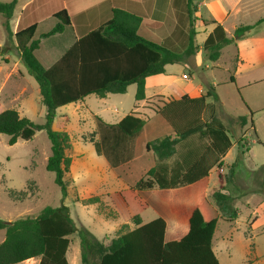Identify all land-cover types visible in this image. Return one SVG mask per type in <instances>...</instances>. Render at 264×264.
Returning <instances> with one entry per match:
<instances>
[{"label": "trees", "instance_id": "1", "mask_svg": "<svg viewBox=\"0 0 264 264\" xmlns=\"http://www.w3.org/2000/svg\"><path fill=\"white\" fill-rule=\"evenodd\" d=\"M15 4L16 0L0 2V15L4 19L1 25L5 32L0 56L10 54L13 49L17 52L28 75L38 86L40 103L45 109L44 122L37 124L13 109L3 110L0 112V134L8 137L9 145H14L18 140H31L39 131L46 133L51 155L45 168L54 174V182L64 199L68 188L64 177L71 163L66 151L71 145L65 132L52 129L57 109L89 95L104 98L109 94H125L131 84L136 86L134 100H145L146 78L163 75L167 65H186V60L199 52L195 43L196 8L193 0H186L189 30L186 48L180 54L157 37L143 17L112 9L105 23L79 37L46 68L35 51L39 49L41 39L60 34L69 26V14L62 0H33L23 9L22 18L13 32L9 21ZM47 17H52L56 23L36 38L38 22ZM210 23L214 27L202 43L201 51L208 61L215 62L223 48L235 45L255 26L264 23V19L254 25L238 26L231 38L226 36L220 23ZM229 80L234 83L232 76ZM213 92L211 88L198 98L184 95L178 100L170 99L154 111L171 127L173 136L146 144V151L153 153L156 164L144 178L135 182L132 189L135 192L151 191L166 203L175 217L170 234L166 235L164 219L159 217L141 224L140 216L135 215L134 228L128 229L127 224H123L117 235L103 244L85 228L75 227L66 206H46L35 217L13 221L0 219V230L5 232L0 243V264H18L33 258H39L38 264H69L66 252L69 237L75 233L80 241L82 264H220L213 252L212 238L219 219L229 223L237 219L235 198L224 190H214L210 198L202 197L190 213L187 211L192 186L207 178L213 168L222 166V159L232 145V137L220 120L201 121L202 109ZM252 115L250 112L249 118L235 117L241 129L247 122L253 127ZM94 119L96 131L88 140L94 143L97 153L105 158L111 169L130 162L134 156L133 139L142 131L145 120L133 111L116 124L105 123L97 116ZM192 137L201 142L200 146L179 152ZM244 141L243 137L238 141L242 148ZM260 170L264 173V165ZM27 196L29 194L18 200L9 197L20 201ZM98 200L97 196L89 197L82 203L93 205Z\"/></svg>", "mask_w": 264, "mask_h": 264}, {"label": "rangeland", "instance_id": "2", "mask_svg": "<svg viewBox=\"0 0 264 264\" xmlns=\"http://www.w3.org/2000/svg\"><path fill=\"white\" fill-rule=\"evenodd\" d=\"M11 1L0 0V2ZM25 1L18 0L11 25ZM203 1L211 0H193V3L200 5ZM218 2L219 6L216 7L219 9L215 11L217 17L221 18L224 10L226 14L229 8L235 9L236 0ZM238 2L240 5L236 10L221 23L228 37H232L238 26L254 25L258 20L264 19V0H238ZM171 3L172 0H169V29L176 18L179 25L176 27L177 39L173 51L180 54L187 45L189 26L184 14L183 0H175L173 8L170 6ZM204 12V7H201L198 16H204ZM198 18L194 24L196 31H199L195 43L201 46L210 27L200 26ZM3 20L0 15V48L5 42V32L1 25ZM204 29L208 31L205 32ZM40 34L41 32L37 31L36 38ZM162 34L159 33V36ZM252 35L264 36V23L255 26L252 34L246 36L244 42L223 48L219 59L215 62L208 61L199 49L196 55L186 60V65L169 66L167 73L172 74V78L171 82L169 78L167 82L170 85L166 83L157 87L149 85L145 95L150 99L141 104L137 105L134 100L135 85L133 84L122 95H110L106 98L90 95L83 102L60 108L56 113L52 129L65 132L69 136L71 145L66 151L71 163L69 172L64 177L68 184L64 199L61 189L54 182V174L46 171L45 168L47 159L51 155L46 133L39 131L31 140H18L14 145H9L8 137L0 134V219L13 221L23 217H35L46 206L64 205L68 208L75 227L85 228L103 244H107L115 237L123 224H127L128 229L134 228L135 215H139L144 224L159 217L164 219L166 235L170 234L175 225V217L166 203L157 199L150 191L137 193L132 187L138 179L145 177L149 168L156 164L153 153L146 151V144L172 134L171 127L155 112L161 109L170 97L176 96V90L184 89L191 84L201 86L204 94L213 88V96L202 109L201 121L217 118L232 137V149L225 157L226 163L234 165L232 172L227 169L220 172V167H216V171H213L209 177V184L205 190L208 194L212 189L226 188L242 196L237 203L238 220L232 224L223 219L217 222L212 238L215 256L220 264H264V228L252 231V226H248L256 216V222L262 220L260 211L257 212L253 208L260 199L264 198V173L260 170L261 165H264V146L253 141L264 144V111H258L253 116L254 132L250 126H248L249 131L243 132L235 119L243 116L247 111L246 100L264 97V63L249 64L239 61L241 55L245 58L249 55ZM55 37L43 40L45 43L43 54L48 52V47H57L65 39V37L57 39ZM43 54L38 55L41 60ZM4 57L5 55L0 56V112L13 109L21 117L42 124L43 106L39 102L36 82L28 75L23 63L18 60L14 49L8 59ZM182 74L187 78H182ZM231 76L234 85L230 83ZM131 111L138 113L145 120L142 131L133 139L134 160L125 166L111 169L105 158L97 153L94 143L83 140H88L96 131L95 116L106 123L114 124L120 116ZM242 137L248 138V142L247 140L243 142V149L238 142ZM200 144L196 137H192L178 151L183 153L187 149L199 147ZM205 185L198 184L192 188L191 199L187 204L189 213L202 197L205 198L203 192ZM26 194L32 197L22 202L11 200H18ZM95 196L99 199L96 204L82 203V200ZM244 203H247L246 207L243 206ZM4 237V230H0V243ZM69 240L70 245L66 252L68 263L82 264L77 233L71 235ZM38 262V258H33L18 264H38Z\"/></svg>", "mask_w": 264, "mask_h": 264}, {"label": "crops", "instance_id": "3", "mask_svg": "<svg viewBox=\"0 0 264 264\" xmlns=\"http://www.w3.org/2000/svg\"><path fill=\"white\" fill-rule=\"evenodd\" d=\"M32 1L33 0H26L21 5L19 13L15 17L14 23L11 25V19L13 18V14H12V17H11V19L9 21V24H10V28H11V30L13 32L16 31L17 25H18L19 21L22 18L23 9L27 5H29ZM174 1L175 0H172V3L170 5L172 8L174 6ZM218 1L219 0H211V1H203V2L200 3V5L199 4L198 5L194 4V6L196 8V12H195L196 16H194L195 20H196V18L199 17L198 18L199 19L198 22H199L200 26H202L203 28L210 27V28H208L209 32L207 33V35L211 32V30L214 27L213 24L210 23L211 21H216L217 23L221 24L226 19V17L232 11L236 10V7L240 5V2H238V0H236V2L234 3L235 9L233 10V7L229 8L227 10L226 14H225V10H224L223 14H222V17L220 18V17H217L215 15V11L217 12V10L219 9V7H216V6H219V2ZM17 2H18V0H16L15 6L17 5ZM62 2H63V7L67 10V12L69 14L70 24H69V26H67L64 29V31L62 33L56 34L54 36H56L55 39L61 38V37H65L64 41L62 43H60V45L57 46V47H48V52H46V53L44 52V54H43V51H44L43 47L45 45V43H43V40H46V39H41L40 43H39V49L35 51V55L38 58H39V56H38L39 54H43L42 55V60H41V58H39V59H40L41 63L44 65V67H46V68H48L55 61H57L59 59V57L79 37L86 35L90 31L95 30L96 28L101 26L103 23H105L109 19L112 9H121V10L129 12L131 14L143 17L145 24L150 28V30L157 37H159L161 40H165L167 42V44L173 50L175 49V46H176L175 42H176V39H177V36H176L177 28L176 27H178L179 23H178V20L175 18V20L173 22V26H171V28L169 29V0H62ZM183 3H184V14H185V17L187 19L188 26H189V21H188V18H187V15H186V11H185L186 0H183ZM201 7H204V9H205V12H204L205 15L204 16H198V14L200 13V8ZM14 9H15V7H14ZM13 13H14V11H13ZM172 15H175V14L172 13ZM203 21H206V23H203ZM183 22H184V19H183ZM55 23H56V20L53 19L52 17L44 18V19H42V20H40L38 22L36 30H38L40 32H46L49 29H51L54 26ZM204 31L207 32L208 30L204 29ZM252 31H253V29L251 31H249L248 33H246L243 39H241V40H239L237 42L238 43L244 42L245 37L249 36L250 34H252ZM161 32L163 34L161 36H159V33H161ZM195 32H196V35L199 33V31H196V29H195ZM164 33H166V34H164ZM51 37H53V36H51ZM251 37H252L250 39V43H251L250 46L251 47H250V51H249L250 53H249V55L246 58L241 55L239 61H240V63H249V64L250 63L254 64V63H258V62L264 63V36L260 37V36H257V35H252ZM229 38H231V37H229ZM198 47L201 50V46H198ZM10 54L5 55L4 58L8 59L10 57ZM17 58H18V60H20L18 55H17ZM169 66H171V65L165 66V73L163 75L151 76V77H148V78L145 79V94H146V90L148 89L149 85H152L154 87L161 86L164 83L170 85V83L167 82L168 78H169V82H171V78H172V74H168L167 73V68ZM168 75H169V77H168ZM183 75L184 74H182V78H183ZM131 85H133V84H131ZM131 85H129L127 88H129ZM233 85H234V83H233ZM135 89H136V86H135ZM110 95H113V94H109L106 97H108ZM114 95H122V94H114ZM156 95H163V94H156ZM156 95H154V96H156ZM184 95L188 96L191 99L198 98L201 95H204L203 88L201 86H193V85L190 84L188 87H186L184 89L176 90V96L175 97H170V99L178 100ZM106 97H104V98H106ZM148 99H150V98H148ZM148 99L146 98V95H145V100H148ZM209 99L210 98H208L206 100L207 103H209ZM83 100L78 101V102L73 103V104H77L79 102H83ZM145 100L138 101V102L135 101V102L138 105V104H141V102H144ZM262 101H264V97H261V98L257 97L256 99L249 98V100H246V104H247L248 109H247V111L245 112V114L243 116L249 118V113L252 112L253 113L252 119H253V116H255V114L258 113V111H264V105H262ZM39 102H40V97H39ZM257 103H260V104L257 105ZM137 105H135V106H137ZM63 107H65V106H63ZM60 108H62V107H60ZM60 108L57 109L56 113L59 111ZM134 108L135 107H133V109ZM44 111H45V109H44V106H43V109H42L43 119H44ZM124 116L125 115L120 116L116 123H118ZM116 123H114V124H116ZM248 126H250L249 122H247V124L242 128L243 132L249 131V127ZM247 127H248V129H247ZM250 127L253 129L252 126H250ZM253 132H254V129H253ZM244 135H245V133H244ZM171 136H173V131H172ZM243 138L245 140H247V142H248V138L247 137H243ZM83 141L84 142H89V140H83ZM253 142L258 144V141H253ZM89 143H91V142H89ZM236 145L239 148V145L238 144H236ZM240 148L243 149L241 147V145H240ZM230 149H232V145H231ZM227 153H226V155H227ZM226 155L222 159V166L220 167V170H219L220 172H223L224 169H227V170H230V171L233 170V168L230 169L231 165H233V164H228V163L225 162ZM133 160H134V156H133V159L130 162H132ZM130 162H128L127 164H130ZM127 164H125V165H127ZM125 165H122V166H125ZM213 171H216V168H213L209 172L207 178L199 181L197 184L192 186V188H194L198 184H206L204 186V191L201 188L202 191L205 193V198H207L209 196V193L211 194L212 191L215 190V189H212L208 194H207V190H205L206 186H208V184H209L208 180H209V177L211 176V173ZM220 190H224L225 192L230 193L235 198V207H236V209L238 211V216H237V219L234 220L233 222H231L230 224L235 223L238 220V217H239V210L237 208V203L240 201L242 196H240V194L238 195L236 192H232L231 190H228L226 188H221ZM144 192H146V191H144ZM137 193H142V192H137ZM30 197H32V196H30ZM30 197L27 196L23 200L13 201V202H22V201H24L26 199H29ZM139 199L141 200L140 197H139ZM142 202L144 203V201H142ZM243 206L246 207L247 203H244ZM253 209H255V211H257V212L260 211V213L262 215L261 222H256L257 221V216H256V218L253 221L249 222L250 225H248V226H252V231H255V229L264 228V198L260 199L259 202L256 204V206ZM253 212H254V210H253ZM140 219H141V217H140ZM246 223H247V221H246ZM141 224H144L142 219H141ZM29 260H31V259H29ZM26 261H28V260H26ZM26 261H24V262H26ZM248 263H250V262H248Z\"/></svg>", "mask_w": 264, "mask_h": 264}, {"label": "built area", "instance_id": "4", "mask_svg": "<svg viewBox=\"0 0 264 264\" xmlns=\"http://www.w3.org/2000/svg\"><path fill=\"white\" fill-rule=\"evenodd\" d=\"M183 78H187V76L186 75H183Z\"/></svg>", "mask_w": 264, "mask_h": 264}]
</instances>
